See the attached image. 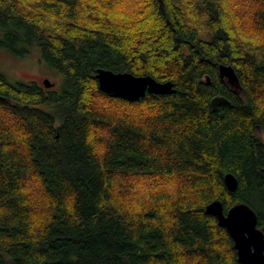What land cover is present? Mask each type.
Returning <instances> with one entry per match:
<instances>
[{"label":"trees","instance_id":"1","mask_svg":"<svg viewBox=\"0 0 264 264\" xmlns=\"http://www.w3.org/2000/svg\"><path fill=\"white\" fill-rule=\"evenodd\" d=\"M0 31L56 79L0 72V264H239L205 207L264 234V0H0ZM97 69L176 92L112 98Z\"/></svg>","mask_w":264,"mask_h":264},{"label":"water","instance_id":"2","mask_svg":"<svg viewBox=\"0 0 264 264\" xmlns=\"http://www.w3.org/2000/svg\"><path fill=\"white\" fill-rule=\"evenodd\" d=\"M218 75L231 89L240 87L239 79L230 65H219ZM95 78L102 93L129 102L137 101L147 93L167 95L176 92L171 82H158L150 76H135L128 72L115 73L97 69ZM43 85L45 88L53 86L47 79L43 81ZM226 104L229 101L224 97H215L210 102L213 111ZM262 174L264 176V168ZM223 180L229 193L237 189L238 181L233 174L227 173ZM205 213L214 217L218 225L228 232L239 264H264V234L258 228L256 213L247 204H235L224 212L222 203L215 200L205 207Z\"/></svg>","mask_w":264,"mask_h":264},{"label":"rangeland","instance_id":"3","mask_svg":"<svg viewBox=\"0 0 264 264\" xmlns=\"http://www.w3.org/2000/svg\"><path fill=\"white\" fill-rule=\"evenodd\" d=\"M1 38L2 32L0 31ZM0 72L11 83H37L42 85L45 79L54 84L56 83L54 77L39 68L37 56L30 54L24 58H19L6 49H0Z\"/></svg>","mask_w":264,"mask_h":264},{"label":"flooded vegetation","instance_id":"4","mask_svg":"<svg viewBox=\"0 0 264 264\" xmlns=\"http://www.w3.org/2000/svg\"><path fill=\"white\" fill-rule=\"evenodd\" d=\"M233 91H234V93L240 94V93H241V88L238 87L237 89H235V90H233Z\"/></svg>","mask_w":264,"mask_h":264}]
</instances>
